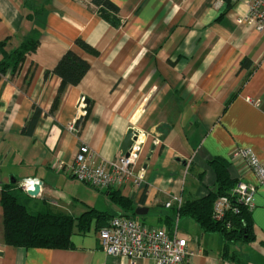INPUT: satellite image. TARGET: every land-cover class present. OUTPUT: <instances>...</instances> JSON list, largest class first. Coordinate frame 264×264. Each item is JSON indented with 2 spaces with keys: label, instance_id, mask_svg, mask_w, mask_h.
I'll list each match as a JSON object with an SVG mask.
<instances>
[{
  "label": "crops",
  "instance_id": "1",
  "mask_svg": "<svg viewBox=\"0 0 264 264\" xmlns=\"http://www.w3.org/2000/svg\"><path fill=\"white\" fill-rule=\"evenodd\" d=\"M110 1L119 9L118 27L103 21L89 0H49L33 23L25 20L24 0H0V42L7 41L6 51L33 28L39 34L36 50L15 72L0 77V198L4 185L36 179L37 196L22 192L32 212L76 219L93 209L106 217L86 233L74 231L69 249L14 248L4 244L0 204V264H130L107 256L99 245V230L120 215L151 227L176 225V235L192 253L186 264H235L221 258L218 234H202L193 220L173 215L178 201L200 199L214 187L208 165L213 158L230 162L236 150H249L264 161V35L245 20L246 0ZM76 39L97 55L78 49ZM67 51L84 59L89 70L64 91L53 111L60 80H45L44 73ZM33 107L42 115L27 137L22 130ZM79 118V128L69 131ZM129 129L145 136L133 167V174L142 176L138 187L128 181L119 190L101 192L55 170L56 164L70 166L84 145L99 162L115 160ZM229 170L234 178L255 182L237 164L230 163ZM79 187L83 193L74 191ZM112 193L131 210L114 203ZM136 208L146 214L135 215ZM250 215L255 241L230 250L264 264L250 248L264 252V184ZM168 216L175 219L171 226Z\"/></svg>",
  "mask_w": 264,
  "mask_h": 264
},
{
  "label": "trees",
  "instance_id": "2",
  "mask_svg": "<svg viewBox=\"0 0 264 264\" xmlns=\"http://www.w3.org/2000/svg\"><path fill=\"white\" fill-rule=\"evenodd\" d=\"M49 0H43L41 4H35L34 0H24L23 6L27 11L25 20L32 22L45 13V7ZM99 17L113 27L120 26L118 18L119 9L110 0H89ZM7 41L0 42V77L5 73L15 72L24 62L27 55L33 53L39 45V34L32 29L20 45L10 51H6ZM74 45L82 52L96 56L97 52L81 39H76ZM89 70V64L73 51H67L60 58L53 70L44 73V79L56 76L60 80V86L55 98L52 110L54 111L64 91L69 87L77 86ZM42 115V111L33 107L27 119L22 134L31 137L34 129ZM209 167L214 175V187L208 189L206 196L186 201L174 209V218H189L200 228L202 234H218L222 240L221 258L235 264H245L231 251L230 248L237 246H248L255 241L251 229L250 212L235 202L231 192L238 183V179L230 174V162L213 158ZM14 184L4 185L1 188L0 204L3 210V239L4 244L14 248H48V249H69L70 238L74 231L86 233L91 224L106 220L103 213L93 209L81 214L78 218L53 213L49 210L32 212L28 209L24 195ZM230 199V204L236 206L239 214L228 212L222 221L213 219V206L221 198ZM114 203L131 210L129 202L123 200L116 193L111 194ZM22 201V203L20 202ZM168 216L167 225L171 226L175 219ZM173 227V226H172ZM170 230L169 228H166Z\"/></svg>",
  "mask_w": 264,
  "mask_h": 264
},
{
  "label": "built area",
  "instance_id": "3",
  "mask_svg": "<svg viewBox=\"0 0 264 264\" xmlns=\"http://www.w3.org/2000/svg\"><path fill=\"white\" fill-rule=\"evenodd\" d=\"M246 3L249 15L245 20L264 35V0H246ZM80 103H83V99ZM74 127V123L70 124L69 131H73ZM134 132L135 140L132 141L126 156L120 155L110 162H99L96 155L84 145L79 147L70 166L56 164L55 170L64 171L76 181L101 192L119 190L128 181L138 187L142 176L134 175L133 167L139 158L145 136L141 131ZM230 163L237 164L242 174L249 173L255 179L253 184L238 179L231 192L235 202L250 212L254 208L257 189L264 184V161L259 162L249 150H236L230 156ZM38 184V180L27 178L19 182L18 187L27 194L33 192ZM180 205L181 202L178 201L177 206ZM165 206L169 208L171 204L167 203ZM229 211L235 215L239 214L238 208L230 204V199L221 197L213 206V219L222 221ZM98 239L100 249L107 256L126 258L130 264H140L144 260H151L154 264H186L192 255L188 250L187 241L176 235V225L172 230L151 227L131 216L120 215L111 218L108 224L99 230Z\"/></svg>",
  "mask_w": 264,
  "mask_h": 264
},
{
  "label": "water",
  "instance_id": "4",
  "mask_svg": "<svg viewBox=\"0 0 264 264\" xmlns=\"http://www.w3.org/2000/svg\"><path fill=\"white\" fill-rule=\"evenodd\" d=\"M85 101V102H84ZM83 102L85 105L88 104L87 100L83 99ZM82 122V118H79L76 123H75V129H78L80 124ZM135 136H136V133L134 132V130L132 129H129L121 143V147H120V151H121V156H126L127 155V150L129 149V147L131 146L132 144V141L135 140ZM41 187V182H39L38 186H35V190L33 192H28L27 195L30 196V197H35L38 195L39 193V188ZM135 215L137 216H141V215H144L146 214V209H143V208H136L135 209V212H134Z\"/></svg>",
  "mask_w": 264,
  "mask_h": 264
},
{
  "label": "rangeland",
  "instance_id": "5",
  "mask_svg": "<svg viewBox=\"0 0 264 264\" xmlns=\"http://www.w3.org/2000/svg\"><path fill=\"white\" fill-rule=\"evenodd\" d=\"M74 191H79V192H81V193H83V190L79 187V188H77L76 190H74ZM22 193V192H21ZM21 193L20 192H18L17 191V194L18 195H21ZM21 203H22V201H20ZM28 207V209L30 210V211H32L31 209H30V206H27ZM253 251H255V252H257L258 253V255H259V257L261 256V257H263L264 258V252H260V251H258L259 249L258 248H255L254 246H251L250 247ZM245 255V254H244ZM247 256H244V257H242V259H241V261H243L244 260V263H245V260L247 261L245 264H253V261L251 260V261H248L247 260Z\"/></svg>",
  "mask_w": 264,
  "mask_h": 264
}]
</instances>
